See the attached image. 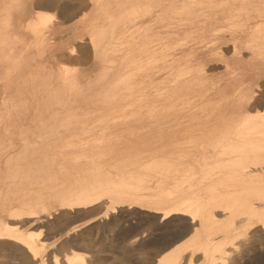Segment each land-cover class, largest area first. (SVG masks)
Returning a JSON list of instances; mask_svg holds the SVG:
<instances>
[{"label":"rangeland","instance_id":"1","mask_svg":"<svg viewBox=\"0 0 264 264\" xmlns=\"http://www.w3.org/2000/svg\"><path fill=\"white\" fill-rule=\"evenodd\" d=\"M89 197L158 264H264V0H0V264Z\"/></svg>","mask_w":264,"mask_h":264},{"label":"crops","instance_id":"2","mask_svg":"<svg viewBox=\"0 0 264 264\" xmlns=\"http://www.w3.org/2000/svg\"><path fill=\"white\" fill-rule=\"evenodd\" d=\"M49 14L56 15L54 12ZM105 202L103 209L91 211L86 215L87 219L69 223L64 231L44 241L43 243L49 245L50 254L58 255L61 259L60 264H70L77 259L83 260L84 264H158L159 258L153 262L149 249L145 250L144 247L129 249L125 243L128 240H145L150 237V234L145 233L143 223L99 219L107 212L106 207L111 206L108 198L96 197L93 204L86 207H97ZM117 207L138 208L139 204L126 201ZM46 236L43 235L44 238ZM85 238L87 243L84 242Z\"/></svg>","mask_w":264,"mask_h":264},{"label":"bare ground","instance_id":"3","mask_svg":"<svg viewBox=\"0 0 264 264\" xmlns=\"http://www.w3.org/2000/svg\"><path fill=\"white\" fill-rule=\"evenodd\" d=\"M50 2V1H49ZM48 2V3H49ZM45 4H46V2H45ZM74 4V3H73ZM38 5V4H37ZM42 5H44V4H42ZM52 5H53V3H52ZM50 7V6H49ZM55 7H57V6H55ZM45 8V7H44ZM46 9H48V8H46ZM180 22V21H179ZM218 39V38H217ZM222 39V38H221ZM221 39H219V40H221ZM223 40V39H222ZM190 42V41H189ZM224 43V40H223V42L221 41V44H223ZM219 45H220V43H219ZM238 47H237V44H234V49H235V53H236V49H237ZM234 49H233V51H234ZM237 51H239V50H237ZM178 68V67H177ZM190 82V81H189ZM189 82H186V83H189ZM176 85V84H175ZM181 85H182V83H181ZM184 85V84H183ZM183 85H182V87H183ZM187 85V84H186ZM180 86V85H179ZM185 87V86H184ZM176 88V87H175ZM177 88H179V87H177ZM176 88V89H177ZM193 88V87H192ZM174 89V88H173ZM185 89V88H184ZM187 89V88H186ZM250 89V88H249ZM171 90V89H170ZM179 90H180V88H179ZM178 90V91H179ZM182 90H183V88H182ZM181 90V91H182ZM173 91V90H172ZM174 91H176L175 89H174ZM178 91H176V92H178ZM181 91H179V93L181 92ZM191 92H192V89L190 90ZM189 93V92H188ZM181 94H184V93H181ZM187 93H185L184 95L185 96H187L186 95ZM179 96V95H178ZM182 96V98H183V95H181ZM184 96V97H185ZM174 97V96H173ZM179 98V97H178ZM181 99V98H180ZM182 100V99H181ZM191 190V189H190ZM194 198H196V197H199L200 196V193H199V191H197L195 188H194ZM86 199V198H85ZM95 199L96 198H87L86 199V203L87 204H90V203H92V202H94L95 201ZM76 204H80V203H74L73 201H69L66 205H69V206H71V207H74ZM175 210L177 211V212H185V211H193V208H191L190 207V205H189V203L188 202H186V201H184V202H181L180 203V205L177 207V208H175ZM24 246L29 250V252L30 253H33V254H36V252H35V249H34V247L33 246H31L29 243H24ZM74 254V253H73ZM72 257H73V255H72ZM80 258V257H79Z\"/></svg>","mask_w":264,"mask_h":264}]
</instances>
